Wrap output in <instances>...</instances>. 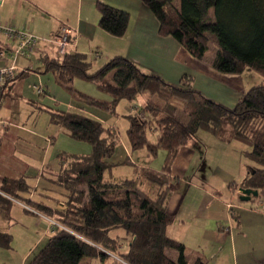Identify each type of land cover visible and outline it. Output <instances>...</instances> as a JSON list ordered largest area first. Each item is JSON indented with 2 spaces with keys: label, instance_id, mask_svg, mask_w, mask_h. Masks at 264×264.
<instances>
[{
  "label": "trees",
  "instance_id": "1",
  "mask_svg": "<svg viewBox=\"0 0 264 264\" xmlns=\"http://www.w3.org/2000/svg\"><path fill=\"white\" fill-rule=\"evenodd\" d=\"M174 1L141 0L156 16L160 34L171 35L198 59L212 41L215 69L225 73L252 69L264 76V0H179L178 5ZM97 9L103 30L124 35L127 10L100 1ZM49 58H42L41 72H51L63 86L75 80L92 82L109 100L73 89L76 104L50 111V120L63 126L70 138L91 146L89 153L67 156L50 175L41 174L48 193L65 207L32 201L33 186L27 176H0V209L8 210L17 200L56 221L52 234L28 264H206L201 254L188 251L167 232L174 222V215L167 211L173 193L172 164L179 149L199 130L218 134L222 125H228L232 137L251 144L245 152L251 164L239 182L230 184L231 189L257 190L252 197L264 201V84L249 87L228 107L195 89L190 74L170 84L122 55L110 57L94 70L87 53L65 50L59 59ZM138 94H146L147 99L138 114L126 115L127 142L130 151L144 149L147 158L163 150L159 169L146 161L132 163L128 155L113 160L120 143L114 126L85 112L92 106L114 113L121 100L132 101ZM180 106L183 119L177 116ZM119 164L135 165L133 173L105 176ZM119 228L131 237L124 252L113 234ZM11 241L9 232L0 231V247L10 248Z\"/></svg>",
  "mask_w": 264,
  "mask_h": 264
},
{
  "label": "crops",
  "instance_id": "2",
  "mask_svg": "<svg viewBox=\"0 0 264 264\" xmlns=\"http://www.w3.org/2000/svg\"><path fill=\"white\" fill-rule=\"evenodd\" d=\"M99 1L125 9L129 12V21L124 35L114 36L99 26L100 14L97 9V2ZM174 3L178 5L175 1ZM0 23L7 24L18 30H24L27 33L35 34L38 37L48 38L54 37L62 27H66L70 31V42L66 47L67 52L91 53L96 58L95 62L100 61L101 63L114 55H122L135 62L143 70L159 75L170 84H178L184 74H190L192 77V85L195 89L205 97L228 107L234 106L246 90L251 87H247L246 81H244L243 75H241L242 72L225 73L215 69L212 66V58L214 55L212 57H206L204 55L202 59L195 58L174 37L160 34L156 16L141 0H0ZM43 42L40 43L38 41L36 45L37 55L39 56L31 54L28 58H18L16 60L17 68L14 70L15 76L4 82H0V107L3 108L7 102L8 106H11L15 99L29 102L32 100L31 96L37 93L35 86L39 84L43 85L44 83L47 89L51 88L53 91H56L57 85L60 86L51 72H41L43 70L41 55L43 57L52 56V58L59 59L61 57V53L58 50L59 47L53 41H48L49 45L45 43L47 41L43 40ZM0 45V53L2 52L0 54V66L11 64L12 59L9 57V48L14 43L4 35H0ZM48 74H51V77L50 83L47 84L44 78ZM25 81L28 87L24 88L22 84ZM62 86L61 88L69 92L67 87ZM77 86L83 85L79 83ZM30 94L32 95L28 96ZM41 95H44L42 101L45 98L47 99L45 89L42 94L40 93L35 96ZM48 99L51 98L48 96ZM37 100L39 99L34 101ZM53 100L57 99L54 98ZM65 105H71L69 99ZM0 137V176L12 178L27 176L30 164L24 160L23 151H17L12 143L19 136L17 134L10 135L9 138L5 139L0 134ZM163 154L165 155V152ZM193 157L194 153L191 149L186 145L181 147L172 164L171 176L173 177L174 175L173 168L178 171L180 169H190ZM43 165H41V168L39 166L36 167V171L31 174L36 175V184H32L33 188L36 185L38 187L41 183ZM155 167L158 169V166H154L153 168ZM190 186L197 190L196 195L194 194V201L190 204L187 199V193H185L186 190L185 192L183 190L181 192V188L178 186L173 189L167 205V211L174 215V222L168 227L167 232L173 238L183 242L187 250L189 249L188 251L201 254L205 263L207 262L205 248L197 244L195 248H189L187 245L185 238L187 233V218L185 217H188L189 210L191 211V216L197 219L198 225L202 224L200 227L197 225L195 231H199L204 237L211 235L216 240H220L224 233L228 232L227 228L223 227V230L226 229L223 231L219 225L217 227L207 223L203 225V223L204 221L219 220L221 213H224L227 219L228 216L233 218L236 212L235 209L241 210L240 216L242 220L251 222L258 221L256 223L252 222L254 229L251 231L254 235L264 234V201L260 202L261 204L258 210L245 208V206L239 204L241 202L239 199L241 194L239 188L232 192L231 199L222 201L214 191L201 193L202 189L200 185ZM33 188L29 194V198L36 203L48 205L44 202L43 198H34V195L40 194V192H35ZM48 192L50 191L46 187V192L41 193V195L48 197ZM234 196H237V201L234 200ZM194 203L196 207L191 210V206L193 208ZM22 204L20 201L13 200L7 211L13 206H21ZM22 209L26 214L36 215L26 205ZM230 212L232 215H230ZM229 223L232 226H238V215L236 214L233 221H229ZM0 231L9 232L3 228ZM191 235L192 232H189L188 237H191ZM32 247L24 251L20 262L16 264H25L24 261L30 256ZM2 248L4 247H0V264H12L4 260L1 253ZM212 254L215 255L214 253Z\"/></svg>",
  "mask_w": 264,
  "mask_h": 264
},
{
  "label": "rangeland",
  "instance_id": "3",
  "mask_svg": "<svg viewBox=\"0 0 264 264\" xmlns=\"http://www.w3.org/2000/svg\"><path fill=\"white\" fill-rule=\"evenodd\" d=\"M175 2L179 3V0H175ZM39 38H41L40 43H44V40L47 41L45 43L49 45L48 41L51 37L39 36ZM36 50L35 47L31 54L39 56ZM215 51L216 45L211 41L205 54L206 57H212ZM41 57L44 59L42 55ZM88 57L91 61L90 70H94L102 64L100 61L95 62L96 58H94L91 53L88 54ZM50 58H52V56H50ZM241 75H243L247 87L264 84V76L252 69H245ZM14 76L15 74L13 73L6 80ZM50 77L51 74H48L44 78L47 84L50 83ZM81 81L75 80L72 84L67 85L70 87L69 92L61 88V85L56 86V91H53L51 88L47 89L43 83L45 93L47 92V99L45 98L44 101H42L44 95L35 96L40 94L35 92L36 94L34 96H31L32 94L28 95L32 98L29 102L15 99L11 106H8L7 102L3 108L0 107V134L5 139L9 138L10 135L17 134L19 136L18 139L12 143L17 151H23L24 160L30 164L27 179L33 185L36 184V175L31 174L36 171V167L39 166V168H41V165L44 164L42 170H44L43 172L45 176H47L49 171H57L61 162H65L67 156L86 154L91 150L89 143L70 138L63 126L50 120V111L53 108H68L69 106L65 105L68 99L71 103L74 102V104H76L77 101L71 94L73 89L100 100H109V96L100 91L94 83L85 80ZM79 83L83 86H77ZM22 85L24 88L28 87L26 81L23 82ZM67 86L64 85V87ZM48 96L52 100L48 99ZM34 98L39 100L34 101L36 100ZM54 98L57 100H53ZM146 99V94H138L132 101L121 100L116 105L114 113L92 106H87L88 111L85 112H91L90 114L99 118L106 125L114 126L115 131L119 135L120 143L116 148L113 160L119 161L124 158L125 155H128L132 163L146 161L149 166H158L159 169L164 159L163 150H159L155 156L147 158L144 149L132 152L127 142L126 129L128 127V120L126 115L129 114V112L138 114L139 107ZM177 116L182 119L184 118L181 106L178 109ZM229 129L228 125H222L218 134L199 130L195 138L186 144L194 153L190 169H180L178 171L173 168L174 175L171 180L172 188L175 189L178 186L181 188V192L182 190L184 192L186 190L185 193H187L189 204L194 201L197 191L196 188L190 185H200L202 189L201 193L205 191H214L222 201L231 199L233 190L230 184L232 182H239L245 175L247 167L251 164V161L248 160L245 155V152L250 149L251 144L243 139L232 137ZM150 137L153 138L151 134ZM134 167L135 165L132 164H119L114 166L110 171H106L105 176H128L133 173ZM46 187L47 180L41 177L40 185H38V187L36 185L33 188L35 192H40V194L34 195V198H43L44 202L50 206L65 207L61 202L58 203L54 201L50 194L51 192L48 193V197L41 195V193L46 192ZM233 198L236 201L238 200L237 196ZM262 201V198H253L241 200L239 204L245 206V208L258 210L261 204L260 202ZM194 205L195 203L193 204V208L191 206V210L196 207ZM23 207H25V205L22 204L21 206H13L9 211L0 209V230L3 228L9 231L13 236L11 247L9 249L2 248L1 253L4 260L12 264L19 263L24 251L31 246L33 247L30 256L35 254L45 244L53 232V225L56 224L53 217H46L34 211L29 206V209L36 213V215L33 216L24 213ZM235 211L233 218L227 215V219L225 214L221 213V218L219 220L204 221L203 225L206 223L213 224L217 227L219 225L222 227V230L223 227L227 228L228 232L224 233L220 240H216L211 235L204 237L202 233H199L197 230L195 231L198 222L197 219L191 216V211L189 210L188 217H185L187 218V233L185 237L187 245L189 248H195L196 244L198 246H203L207 256L206 263L208 264H264V234L254 235L251 231L254 229L253 223L258 221H252V223L248 220H242L240 216L241 210L235 209ZM236 214L238 215L239 223L238 226H232L229 221L232 222ZM230 215H232V213ZM201 225L202 224H199L198 226L200 227ZM189 232H192L191 237H188ZM113 234L117 235L119 238L120 251H127L130 235L126 234L122 228L114 230ZM211 253L215 255H211ZM30 256L25 259V264H28Z\"/></svg>",
  "mask_w": 264,
  "mask_h": 264
},
{
  "label": "built area",
  "instance_id": "4",
  "mask_svg": "<svg viewBox=\"0 0 264 264\" xmlns=\"http://www.w3.org/2000/svg\"><path fill=\"white\" fill-rule=\"evenodd\" d=\"M69 34L70 31L66 27H62L60 32L54 35L49 41L55 42L59 47V52L64 53L66 47L69 45ZM0 35H4L8 40L14 43V45L9 48V57L12 59L11 64L0 66V82H4L17 68L16 60L20 57H30L38 41L41 39L31 33L12 28L7 24L2 23H0ZM0 54H2V52ZM35 88L37 93L43 92L40 84L35 86Z\"/></svg>",
  "mask_w": 264,
  "mask_h": 264
},
{
  "label": "water",
  "instance_id": "5",
  "mask_svg": "<svg viewBox=\"0 0 264 264\" xmlns=\"http://www.w3.org/2000/svg\"><path fill=\"white\" fill-rule=\"evenodd\" d=\"M240 191V196L239 199L240 200H249L252 196H257L258 191L257 190H253L251 188H239Z\"/></svg>",
  "mask_w": 264,
  "mask_h": 264
}]
</instances>
